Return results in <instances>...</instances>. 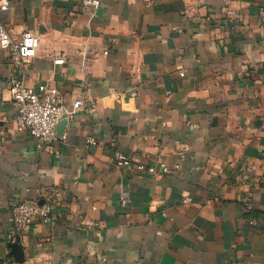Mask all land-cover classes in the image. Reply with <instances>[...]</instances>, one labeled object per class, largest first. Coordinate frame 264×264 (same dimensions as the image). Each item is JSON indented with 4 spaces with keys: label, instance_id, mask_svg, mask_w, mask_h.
<instances>
[{
    "label": "crops",
    "instance_id": "crops-1",
    "mask_svg": "<svg viewBox=\"0 0 264 264\" xmlns=\"http://www.w3.org/2000/svg\"><path fill=\"white\" fill-rule=\"evenodd\" d=\"M1 20L38 35L27 83L57 86L68 124L17 130L0 48V264H264V0H10ZM50 192L56 223L13 241V205Z\"/></svg>",
    "mask_w": 264,
    "mask_h": 264
},
{
    "label": "built area",
    "instance_id": "built-area-1",
    "mask_svg": "<svg viewBox=\"0 0 264 264\" xmlns=\"http://www.w3.org/2000/svg\"><path fill=\"white\" fill-rule=\"evenodd\" d=\"M85 10L96 12L102 5V0H82ZM10 9V0H0V48L6 51L9 59L15 68V75L9 81V91L17 107V130L28 132L33 138L42 143H53L58 139L57 127L65 113L61 104L60 92L57 86L45 82L34 88L28 85L26 66L31 59L37 56L40 49L38 35L31 31H24L20 38L14 39L4 22L1 20V13ZM106 53V51H105ZM84 60L88 59L84 51ZM67 62L65 58L54 60V64L63 65ZM85 106L83 100H77L73 104L72 113L81 110ZM68 114V113H67ZM87 145L102 144L98 139L89 137ZM111 147H116V142H111ZM115 164L123 169L134 170L140 173L157 172L156 168H146L144 165H137L124 152L115 150ZM163 174L171 173L172 169L161 163ZM180 166H175L179 169ZM129 202V193L124 191L121 195L122 205ZM58 194L55 192L45 193L42 199H22L16 202L11 210L13 241H19L23 232L38 224H55L58 217L56 206Z\"/></svg>",
    "mask_w": 264,
    "mask_h": 264
},
{
    "label": "water",
    "instance_id": "water-1",
    "mask_svg": "<svg viewBox=\"0 0 264 264\" xmlns=\"http://www.w3.org/2000/svg\"><path fill=\"white\" fill-rule=\"evenodd\" d=\"M68 124V114H64L61 122L59 123L58 127H57V135H62L66 126ZM13 248L15 249H21V247L18 245V244H14L12 245ZM24 260V255L23 253H20V261H23Z\"/></svg>",
    "mask_w": 264,
    "mask_h": 264
}]
</instances>
